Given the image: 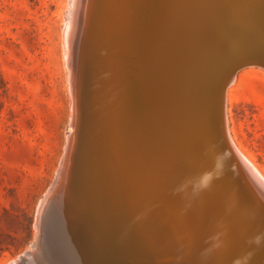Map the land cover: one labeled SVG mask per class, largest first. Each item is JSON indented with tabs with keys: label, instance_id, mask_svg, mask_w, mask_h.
I'll use <instances>...</instances> for the list:
<instances>
[{
	"label": "rangeland",
	"instance_id": "1",
	"mask_svg": "<svg viewBox=\"0 0 264 264\" xmlns=\"http://www.w3.org/2000/svg\"><path fill=\"white\" fill-rule=\"evenodd\" d=\"M178 1H103L105 26L106 19H109L110 30L113 28L112 32H104L107 33L105 38L116 50L113 59L110 54L105 55L103 67L102 60L95 59V44L89 48V58H84L85 66H88L85 72L94 82L92 93L82 90L80 94L81 111L85 114L81 131H85L86 141L78 142L77 153L80 158L76 184L92 193L94 211L85 216L88 230L82 232L80 242L76 235L69 236L72 232L70 224L56 216L55 239L50 242L49 230L43 224L38 225L37 215L41 202L57 179L71 131L73 92L67 50L74 0H0V264H11L30 250L38 229L42 231V247L51 244L62 255L68 256L72 261L70 264H83L79 258L81 255L75 250L79 245L84 247L88 258L97 256L100 259L98 264H179L165 250H170L167 241L173 243L177 240L178 236L172 233L178 232L179 224L160 220L150 209L156 205L153 197L156 192L164 194L160 198L166 199L184 186L187 178L192 184L196 171L185 170L183 163L168 155L167 138L160 131L155 136L148 128L149 137L160 139L162 144L150 141L157 156L154 158L147 151L146 159L161 166L169 185L165 188L155 181H134L129 163L128 126L127 131H123L124 128L117 123L110 122L109 128L105 125L108 117L117 113V109H110L107 104L109 94L115 97L118 93L116 85L119 89H128V85L135 81L134 91L138 95L152 93L165 97L164 86L157 83L164 72L155 71L157 63H161L157 55L153 58L143 48L146 36L150 43L152 35L138 16L152 21V24L157 23L154 15L164 17L169 28L159 34L169 31L177 34L180 24L177 13L189 14L184 5L194 4L202 10L207 4L202 19H196L201 23L202 34L205 31L209 35L212 33L216 10H209V6L218 4V0ZM226 1L235 4L245 1L248 11L255 12V18L258 12H264V0H219ZM164 4L167 5L164 7ZM224 11L227 8L220 10L219 14ZM175 21L179 23L175 24ZM131 27L134 31L140 30L133 38ZM111 35L118 38L111 41ZM262 51L264 53V47ZM141 62L148 63L149 68L141 67ZM258 66L245 67L236 74L235 86L231 85L227 92V116L235 145L264 176V67ZM121 77H124V84L119 81ZM75 80L83 85L82 79ZM136 95L134 92L132 104L138 108ZM125 97L128 99V92ZM141 114L147 120L152 119L147 113ZM180 192L177 200L171 198L174 209L161 211L154 207L156 213L178 215ZM204 211L210 217L208 209ZM74 242L77 247L71 246ZM110 244L111 251L108 249ZM74 252L79 256L76 257Z\"/></svg>",
	"mask_w": 264,
	"mask_h": 264
},
{
	"label": "bare ground",
	"instance_id": "2",
	"mask_svg": "<svg viewBox=\"0 0 264 264\" xmlns=\"http://www.w3.org/2000/svg\"><path fill=\"white\" fill-rule=\"evenodd\" d=\"M103 1L74 0L73 18L68 26L67 64L71 70L70 84L73 92L71 131L62 163L58 169L57 179L41 202L40 211L37 215L38 225L43 224V227L47 226V230H49L50 237L48 241L50 242L55 239L56 216L62 217L70 224L69 228L73 233L71 232L69 236L73 238L76 235V239L80 242L83 236L82 232L88 230L85 216L87 214L88 217V213L94 211L92 193L90 191L86 192L78 183L76 184L80 158L77 153L78 142L86 141V133L81 131V121L82 119L85 120V114L81 111L80 94L82 90L92 93L91 89L94 82L92 76L85 72L88 66H85L84 58L86 56L89 58V48L92 44H95V47H97L95 48V59L102 60L100 63L103 67L106 62L105 55L108 53L113 59L116 50L105 38L107 33L104 34V32H112L113 28L110 30L111 20L109 19H106L105 26ZM180 2L184 3V1ZM227 2L222 3L218 0V4L215 2L216 4L209 6V10H216L215 19L213 18L214 29H211L213 34L210 32V35L206 31L205 34L200 32L201 23L196 19H202L206 13L205 11H207V4L202 10L194 4L182 6L189 14L177 13L178 20L180 19V24L175 21V24L179 25L177 34H171L170 31L164 35L159 34L160 31L163 32L169 28L166 27L164 17L154 15L156 17L154 20L157 23L152 24V21L150 22V20L138 16L141 23L145 25V29L152 35L150 43H148L147 36L146 38L143 36L146 39H143L146 41L143 48L153 58L157 55L161 63L153 66H156L155 71L164 72V75L156 82L164 86L165 97L162 94L155 96L152 93L138 95L137 91H134L135 81L128 85V89L124 87L119 89L116 85L115 88L118 93L115 94V97L109 94L107 104L109 103L108 107L110 109L111 107L117 109V113L115 116L108 117L105 123L108 128L110 122L117 123L121 125L122 129L124 128L123 131H127L126 127L128 126V150L131 159L129 163L132 166L131 172L134 181H155L160 186L168 188L169 183L165 181L164 170L161 166L154 160L146 159L147 151L148 153L151 152L150 154L154 158L157 156L152 143L155 141L160 142L158 138H152L151 135L149 137L148 128L152 129L155 136H158L160 131L161 135L167 138V154L174 156L169 152V142L172 139V134L167 125L174 109L182 101L186 102L189 109L194 112L193 115L189 116V119L191 118L190 120L194 122L196 132L199 135L201 131L199 128L197 129V122L202 111L200 97L202 92L199 87L204 86V80L206 78L217 80L220 77V72L223 71L222 68L230 65L234 60L240 59L245 51L251 47V43H257L260 47L259 51L263 50L264 46L261 42H264V34L261 30V22H258L257 17L254 16L255 12L248 11L245 1L239 4H235L233 1L231 3ZM166 5L164 4V7ZM225 8H227V11L219 14L220 10L223 11ZM100 17H102L101 22ZM230 29L236 32H252L251 38L232 42L231 40L235 36ZM139 31V29L134 31L131 27L132 38ZM115 38L118 37L111 35V41L116 40ZM161 40H163V45L161 43L158 46ZM162 47H165V49L161 50ZM162 58L164 62L161 60ZM107 61L109 62L108 59ZM254 65L256 67L257 64L241 67L237 69L236 74L241 69L248 66L254 67ZM122 66L125 67V63H122ZM140 66L149 68V64L146 62H141ZM106 69L108 70V66ZM89 72L91 73V70ZM236 74L231 78L226 89L225 113L226 130L228 139L235 147L233 156L239 165L238 172L231 167L218 164L221 168L217 176L211 180L209 171L217 167V161L210 158L211 160L201 162L198 168L184 165L185 170L196 171L193 175L195 180L192 184L195 183L194 185L189 184L188 182L191 179L187 178L184 186L180 187L177 192L173 191L166 199L160 198L164 194L159 191L153 195L156 199V205L150 209L153 214L160 220H172L179 224L178 232L174 231L172 233L173 236H178L177 240L173 243L167 241L168 244H166L170 247V250L168 251L165 248L169 257H172L171 259L179 262V264H264V176L235 145L228 126L227 92L237 79ZM77 78L82 79L83 85L75 80ZM119 81L124 84V77H121ZM127 92L128 99L125 97ZM134 92L137 94L138 108L132 104ZM144 96L147 97L144 98ZM144 99L147 101L145 102ZM147 102L150 104H147ZM147 108L150 110L148 111ZM141 113L149 114L152 119L147 120ZM178 123L179 118L177 119ZM124 140L126 141V138ZM160 143L162 144V141ZM107 144L108 140H106V149L109 148ZM146 144H148L147 149ZM208 151L213 155L210 146ZM236 173H240L242 177L236 175ZM201 174L203 175L201 176ZM61 186L63 187L61 188ZM179 191H181L179 195L181 203L178 206V215H158L154 207L161 211L169 208L174 209L171 198L177 200ZM136 207L140 208L137 205ZM204 209H208L210 217L205 215ZM41 234L42 231L38 229L34 246L11 264H70L69 262H72L66 254L62 255V252L57 251L51 244L42 247L43 237H41ZM71 246L77 247L78 245L74 242ZM108 249L109 251L113 250L111 244ZM75 250L82 256L79 258H81L83 264H98L100 262V259L95 255L88 258V253L86 254L82 245H79ZM77 256L79 255L76 254ZM112 264L116 263L113 262Z\"/></svg>",
	"mask_w": 264,
	"mask_h": 264
},
{
	"label": "water",
	"instance_id": "3",
	"mask_svg": "<svg viewBox=\"0 0 264 264\" xmlns=\"http://www.w3.org/2000/svg\"><path fill=\"white\" fill-rule=\"evenodd\" d=\"M257 15L256 19L261 22L264 34V12H258ZM230 30L233 31L235 36L231 40L232 42L249 40L252 35V32L248 31L244 33ZM251 46L254 48H252L253 50L244 54L240 59L234 60L230 65L223 67V71L220 72V77L217 80L206 78L204 80L206 85L199 87L202 92L200 93L202 111L197 122V129L199 128L201 131L200 133L198 131L199 135L196 132L194 122L190 120L191 118L189 119V116L193 115L194 112L189 109L186 102L182 101L174 109L167 122L172 134V139L169 142V152L177 158L176 161L192 168H198L201 162L211 159L217 161V167L209 171L211 180L217 176L221 168L218 164L231 167L237 172L239 169L238 162L233 156L235 147L228 139L226 130L225 93L228 83L236 74L237 69L252 64L264 67L263 51H259L260 47L255 42L254 44L251 43ZM178 118L179 123L177 124ZM209 146L212 148L213 155L208 151ZM236 175L242 177L240 173H236Z\"/></svg>",
	"mask_w": 264,
	"mask_h": 264
}]
</instances>
